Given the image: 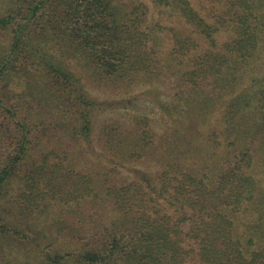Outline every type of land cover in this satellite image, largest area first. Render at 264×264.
Here are the masks:
<instances>
[{
  "label": "trees",
  "instance_id": "obj_1",
  "mask_svg": "<svg viewBox=\"0 0 264 264\" xmlns=\"http://www.w3.org/2000/svg\"><path fill=\"white\" fill-rule=\"evenodd\" d=\"M150 1L0 0V264H264V0Z\"/></svg>",
  "mask_w": 264,
  "mask_h": 264
},
{
  "label": "rangeland",
  "instance_id": "obj_2",
  "mask_svg": "<svg viewBox=\"0 0 264 264\" xmlns=\"http://www.w3.org/2000/svg\"><path fill=\"white\" fill-rule=\"evenodd\" d=\"M141 1H143L150 9H152V13H156V15L158 16V14H157V9L156 8H154V5L151 3V1L150 0H141ZM215 1V0H214ZM191 2H192V4H193V7L195 8V9H197L198 10V12L201 14V15H203V16H205V17H207V13L209 12V10H210V6L212 5V3H213V1H211V0H191ZM216 2V1H215ZM163 19V18H162ZM208 21H210V22H213V19H211V18H208L207 19ZM164 24H167L166 22H164ZM225 38H227L225 35H224V37H220L219 38V43H221V42H223L224 40H225ZM255 88H257L255 85H252L251 86V89L252 90H249V92H251V91H253ZM39 260V259H38ZM34 262V264H36V262H37V264H39L40 262L39 261H37V259L35 258V260L33 261Z\"/></svg>",
  "mask_w": 264,
  "mask_h": 264
}]
</instances>
